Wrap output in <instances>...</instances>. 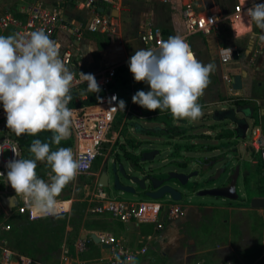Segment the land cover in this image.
<instances>
[{"label": "rangeland", "instance_id": "rangeland-1", "mask_svg": "<svg viewBox=\"0 0 264 264\" xmlns=\"http://www.w3.org/2000/svg\"><path fill=\"white\" fill-rule=\"evenodd\" d=\"M241 1L243 2L240 0V3ZM244 1L252 6L253 0ZM238 2L195 0L194 6L199 11H205L215 10L213 5L218 4L221 10L232 12ZM79 12L85 17L83 22L87 21V13L82 10ZM114 23L115 28L106 35L93 34L97 38L95 40L98 50L112 53L120 49V44L125 41L121 35L120 22ZM249 31L251 22L245 17H240L234 20L232 26L230 21L225 22L219 34L208 37L212 38L213 43L208 45L204 38V44L208 50L212 46L237 50L247 65L260 66L264 70V54L258 51V47L263 43L258 38L261 29L253 22L252 31L247 33ZM251 39H254L255 49L246 54ZM196 40H189L192 49L195 43L200 47L199 40ZM198 55L204 64H215L210 83L198 100L203 111L198 120L177 121L169 111L143 116V108L131 99L136 93L134 78L133 93L131 86L130 90H127L122 83L120 96L126 107L124 111L118 110L116 113L106 133L109 141L99 150L90 174L77 175L64 188L61 195L64 198L57 200L59 212L55 217L38 216L34 210L32 218L16 211L9 215L0 206V241H4L0 242V246L31 255L43 264H57L62 255H65V250H68L70 255L74 253V246L81 234L111 231L116 236L122 235L121 230H124V227L121 224L91 211L95 206V174L103 164L104 169H107L110 163L114 162L117 169L118 165H123L128 174L137 177L150 172V176L154 178L169 181L166 184L182 194V199L176 201L181 208L180 214L167 217L166 209L159 223L142 225L139 228L131 226L129 234L123 235V239L131 245L146 248L144 257L151 259L147 262L142 258L143 261L140 262L264 264V209L250 206L251 198L255 197H252L250 192H255L259 185L264 186V156L260 157L244 149L242 136H238L232 126V123H236L233 119L243 120L250 127L253 121L258 119L264 129V116L260 115V109L264 107V73L259 72V78L250 80L244 93H238L239 91L231 90L225 81L227 75L233 76L232 73L236 70L234 65L224 64L225 62L219 60L211 61L209 56L203 54V50ZM237 73H240V70ZM251 73L255 74L254 71ZM258 80L263 83L258 84ZM212 102L218 105H210ZM243 106H252L255 112L251 115L248 112H236L238 107ZM169 129H178L180 134L167 133L165 130ZM144 153H152L151 158L146 159ZM127 154L138 157L136 164L127 158ZM22 156L20 153V158H23ZM7 157V150H4L3 158ZM236 167H239L236 200L197 195L202 189L227 186L230 170ZM49 171L45 162H37L38 177L48 179ZM108 172L109 186L104 189L110 195L124 200L146 199L139 197L142 192L139 189L135 195L114 190L110 168ZM170 172L192 176L182 185L177 179H169ZM121 182L127 181L121 179ZM164 199H167V196ZM137 232L140 234L136 235Z\"/></svg>", "mask_w": 264, "mask_h": 264}, {"label": "clouds", "instance_id": "clouds-1", "mask_svg": "<svg viewBox=\"0 0 264 264\" xmlns=\"http://www.w3.org/2000/svg\"><path fill=\"white\" fill-rule=\"evenodd\" d=\"M249 22L261 29L264 42V3H256L244 11ZM255 35V34H254ZM231 53V49H225ZM134 81L144 82L150 90H138L132 102L149 111H169L174 120L194 122L202 115L199 98L210 83L215 64L199 61L190 45L180 36H170L158 42L156 48H137L127 61ZM75 73L61 58L57 41L41 28L26 34L0 35V103L6 114V127L16 136H36L50 131V142L34 139L29 147L31 156L14 157L5 162L7 184L22 197L25 205L38 216H57V197L81 171L80 159L71 148L50 150L71 134L73 110L68 107L73 96ZM80 81L87 82V91L97 93L100 87L91 73L80 72ZM115 99V97H113ZM125 101L118 107L124 111ZM37 162L50 169L48 179L38 177ZM114 252L117 264H137L133 256L121 260Z\"/></svg>", "mask_w": 264, "mask_h": 264}, {"label": "built area", "instance_id": "built-area-1", "mask_svg": "<svg viewBox=\"0 0 264 264\" xmlns=\"http://www.w3.org/2000/svg\"><path fill=\"white\" fill-rule=\"evenodd\" d=\"M164 2L169 0H162ZM111 0H84L83 7L91 10L94 15L88 24L83 28L82 25H74L71 29L76 38L81 36L84 29L90 32L107 33L115 28L114 18L107 14L97 12L99 3H111ZM264 3V0H263ZM251 7V5H242L237 3L233 12L226 13H204L194 8L191 1L183 4L182 21L184 32L180 36L190 45L189 37L194 34H202L204 36L211 34H218L221 25L224 21L233 20L236 17L244 14V11ZM62 10L56 7H47L41 2L25 0L19 8V16L5 12L0 16L1 28H12L14 33L26 34L30 31L43 28L50 38L56 40L57 30L63 27ZM140 41L149 48H156L158 42L167 40L169 37L164 34L160 27L153 26L147 23L141 29L138 35ZM58 42V41H57ZM59 44V43H58ZM60 46V45H59ZM191 48V46H190ZM192 50V48H191ZM193 51V50H192ZM221 51V59L223 62L231 60L232 54L226 52L225 49ZM258 51L264 54V42L258 47ZM194 52V51H193ZM61 58L65 64L74 71L75 79L73 81L74 89L78 91L87 90V82L80 81V72L90 73L81 69L74 63L72 54L69 50H62L60 46ZM100 87V91L93 93L95 95V104L90 106H81L73 108V126L69 138L73 141L72 149L74 155L80 159L81 171L78 175L90 174L94 165L95 159L102 145L109 141L106 137L108 128L110 127L118 108L113 110V107H118L121 100L120 89L121 84L120 72L115 67H109L97 73H91ZM232 77L226 76L225 81L231 87ZM121 86V87H120ZM88 93H82L80 99L86 100ZM115 97V99H113ZM247 138L242 141V147L250 149L251 152L258 154L260 157L264 156V129L261 126L260 120L253 123L248 129ZM7 147L9 150V159L14 157L12 149H15L20 154V150L16 142H8L7 140L0 141V172L6 173L5 162L3 159V148ZM8 159V160H9ZM0 179H5L0 176ZM105 187L96 186L93 193L95 206L91 211L95 214H107L112 219L127 223L135 222L137 224L159 223V216L167 209L168 216L173 217L180 214L181 208L176 204V201L156 200L151 198L140 199L138 201L124 200L116 196L110 195L104 189ZM16 212L28 214L32 218V209H29L22 197H17ZM97 237L100 239V245L108 246L104 255L95 257H82L88 251L90 236L80 238L74 246V253L68 254L65 250L61 260L57 264H117L114 256L121 254V260L127 259L128 256L137 257L146 252V248H131L127 246L124 241L116 238L111 233L97 232ZM16 258V259H15ZM0 264H32V259L27 256L18 255L12 249L0 246Z\"/></svg>", "mask_w": 264, "mask_h": 264}, {"label": "crops", "instance_id": "crops-1", "mask_svg": "<svg viewBox=\"0 0 264 264\" xmlns=\"http://www.w3.org/2000/svg\"><path fill=\"white\" fill-rule=\"evenodd\" d=\"M24 1L25 0H0V16H2V14H4L5 12H11L19 16V8ZM29 1L41 2L43 5L47 7H50V8L56 7L62 10V23L64 24V26L57 30L56 40L58 41L62 50H69L71 52L72 58L75 64H77L81 69L87 72H90V73H97L109 67H115L120 72V80L118 83L121 84V86L123 83L126 86L127 90H130V86H131V90H132L131 93H133V88H132L133 77H132V73L129 71L127 61L129 60V57L134 54L137 48L148 49V47L140 41L138 37L139 32L141 31L142 28L146 26L147 23H150L153 26L160 27L163 30L164 34H166L168 37L182 34L184 32V26H183L182 15H181L183 4L188 1H191L194 6L195 0H169L166 2L162 0H117V2L116 0H111L112 1L111 3H99V5L97 6V12L112 16L114 18V22L118 21L121 24V29H122L121 35L125 41H122V43L120 44V49L112 53L106 50L105 51L98 50L97 42L95 40L97 38L93 36V34L106 35L107 33L90 32L84 29L79 38L75 37L74 32L72 31L71 28L74 25H82V27L84 28L94 15V13L91 10L83 7L82 4L84 0L82 1H79V0H29ZM238 1H239L238 3H240V0ZM244 2L245 1L243 0L241 4H243ZM256 3H263V0H258V2ZM100 5L103 6V10L101 12L98 11V8ZM213 7L215 8V10L207 9L201 12H204V13H218V12L223 13L224 12L226 14L231 13V12L221 10L218 4H214ZM80 10L87 13L88 15L86 19L87 21L83 22L85 17L82 13L79 12ZM240 17H245V16L236 17L234 20H237ZM234 20L224 21L223 24L225 22L230 21V25L232 26ZM246 20L248 19L246 18ZM134 24L136 25L133 27ZM222 25H221L220 31L222 29ZM252 28H253V22H251V31H252ZM251 31L247 33H250ZM13 33H14V30L12 28H1L0 27V35L7 36ZM214 35L216 34H211L207 36H204L202 34H194L189 37V40L191 38H194L195 40L196 39L199 40L200 47H198V43H195L193 44V49H192L195 53L196 58L199 61L201 57L198 54L201 50H203V54L209 56L208 58H210L211 61L219 60L220 62L223 63L221 59L222 54L220 51L222 49L212 46L208 50L207 46L204 44V38H206V41L209 45L212 42L211 40L212 38H208V37L214 36ZM251 40H252V48L250 51L253 52L255 49V44H254V39H251ZM243 58L244 57H242L241 54L239 53L238 60L232 59L224 63V64L229 63V64L234 65L236 70L234 69V72L232 73V75L237 74L238 70H240L241 72V70L246 68L244 70L247 71V76L242 78L243 87L241 90H239L238 93H242V91L244 93L246 88H248L247 86L249 85V81L252 79L259 78L258 76L259 72L262 71V73H264L263 68H261L260 66H255V65H250V64L247 65L245 61L243 60ZM251 71H254L255 74L251 73ZM258 81H259L258 84L263 83L260 80ZM230 88L231 90H233L232 87ZM76 92H78L79 98L81 97L82 93H86V94L88 93L86 89L85 91H81V89H79ZM213 104L218 105L214 102H212L210 105H213ZM257 121L258 119H255L253 123H256ZM239 122L243 124L244 121L239 120ZM13 134L14 133L11 130L7 129L6 127V114L3 110L2 103H0V141L7 140L8 142L15 143L13 139ZM67 139L71 140L69 137ZM241 141H243V139ZM71 142L73 144L72 140ZM4 150H7L8 157L7 159H4V158L3 159L4 161H7L9 159V150L7 147H4L2 150L3 155H4ZM50 150L54 151L57 149H50ZM128 161L130 162V160ZM113 163L114 162L110 163L107 169H104V164H103L102 165L103 167L102 168L100 167V169L96 172L95 178H94L95 187L97 186V179L99 175L102 172L111 168V165ZM130 165H131V162H130ZM124 184H127V182ZM0 194H4L5 196L16 195L15 191L11 188V186L7 184L6 178L0 179ZM61 195L62 193L60 194L59 197H57V200L64 198ZM139 197H144V196L141 195ZM138 200L140 199H134L132 201H138ZM0 206H1V209L5 211L6 214H9V215L13 213L14 211H16V207H17L16 206L13 209H8L7 207H4L2 205L1 199H0ZM98 215L100 217H103V216L109 217L112 221L118 224H121L124 227V230H121L122 235H118V236H116L111 231H94V233H97V232L111 233L116 238H119L122 241H124V243L127 246L131 248H135V249L140 248L139 245L133 246L130 243H128L125 239H123V235L129 234L128 230L131 226L139 228L142 225H150L149 223H141V224H137L135 222L122 223V222H118L112 219L107 214H98ZM162 215L164 214H161L159 216V220H161ZM90 234L91 233H88V234L86 233L85 237L89 236ZM139 234L140 232H137L136 235H139ZM83 235L84 234H81L79 239L82 238ZM91 241L92 242L89 243L88 251L84 253L82 257L87 258V257H95L99 255H104L105 250H103L102 245H100L99 243H95L93 240ZM0 242H4V241L1 240ZM12 250L18 255L30 257L32 259V264H43L41 260H37L36 258H33L31 255L22 254V252H17L14 249ZM144 256L145 254L139 255L136 257V260L138 261L137 264H144L140 262V261H143L142 258H144V260H146L147 262L150 261L151 259L150 257L148 256L144 257Z\"/></svg>", "mask_w": 264, "mask_h": 264}, {"label": "water", "instance_id": "water-1", "mask_svg": "<svg viewBox=\"0 0 264 264\" xmlns=\"http://www.w3.org/2000/svg\"><path fill=\"white\" fill-rule=\"evenodd\" d=\"M102 10H103V6L100 5L98 11L101 12ZM251 48H252V40L250 41L245 53L246 54L249 53ZM231 54L233 60H238L239 52L237 50H232ZM246 76H247V71L244 69L241 70L240 73L234 74L232 76L231 87L234 91H239L242 89L243 87L242 78ZM253 111L254 108L252 106H243V107H238L236 109V112L238 113L244 114L245 112H248L249 115H251ZM260 114L264 116V107L260 109ZM235 122L237 123L238 121ZM241 125L246 126V123L243 122V124ZM143 155L144 157H146V159H149L151 158L152 153L150 154L144 153ZM110 169L112 171V176H113L112 186L114 190H119L122 192H127L135 195L137 189H139L142 191L141 192L142 196L151 199L162 200V201L168 199L174 201H180L182 199V194L178 190L167 184H164L165 180L154 178L148 175L137 177L135 175L128 174V172L124 169L123 165H118V169H117V165L115 163L111 165ZM108 173H109L108 170H106L99 175L97 179V186L100 187L109 186ZM238 174H239V167H236L231 177L230 183L227 186L202 189L197 192V195L198 196L209 195V196L226 198L229 200H236L238 198V194L236 191ZM191 176L192 174L186 175L176 172L169 173V179L172 178L177 179L182 185H185ZM146 178L150 184L149 189L147 188ZM121 179L127 181V184L121 182ZM165 196H167V199H164ZM0 199L2 205L4 207H7L8 209H13L17 206V197H15V195L5 196L4 194H0ZM250 206L255 209H264V196H256L251 198ZM89 236L95 243H100V239L97 237L96 233H91ZM83 238H85V235L82 236V239ZM103 247L106 248L108 246L104 245Z\"/></svg>", "mask_w": 264, "mask_h": 264}, {"label": "trees", "instance_id": "trees-1", "mask_svg": "<svg viewBox=\"0 0 264 264\" xmlns=\"http://www.w3.org/2000/svg\"><path fill=\"white\" fill-rule=\"evenodd\" d=\"M135 91L137 92L139 89L140 90H144V91H148L150 90V87L149 85H147L146 83L144 82H136L135 81ZM71 93H72V96H73V99L72 101L69 103L68 107L70 109H73V108H78V107H81L83 105L85 106H90V105H94L96 100H95V95L91 92H88V97L86 100H82L79 98V94L78 92H76L74 89H71ZM143 111L142 114L143 116H146L147 114H153V113H156V112H162L160 110H156V111H149L145 108H143ZM255 112V109L253 111V113ZM158 131V130H157ZM167 133H172L173 135H177V134H180L179 130L178 129H169V130H165ZM53 134L50 132V131H41L40 133H38L36 136H30V135H21V136H16L15 134H13V139L14 141L16 142L19 150H20V153L21 155H23L22 157L23 158H29L31 156L30 152H29V147L32 143V141L34 139H40L42 142H50V138ZM70 146H72V142L71 140L67 139V140H62L61 143L59 145H55V144H50V149H57L59 147H65V148H69ZM127 158H129L132 163L136 164L137 160H138V157L137 156H133L131 154H127ZM263 162V161H262ZM264 176V172H263V175ZM247 178V177H246ZM263 179V178H262ZM261 179V180H262ZM46 180V179H45ZM247 183V182H246ZM251 196H264V186H260L257 188V190L255 192H250ZM92 242V241H91Z\"/></svg>", "mask_w": 264, "mask_h": 264}, {"label": "flooded vegetation", "instance_id": "flooded-vegetation-1", "mask_svg": "<svg viewBox=\"0 0 264 264\" xmlns=\"http://www.w3.org/2000/svg\"><path fill=\"white\" fill-rule=\"evenodd\" d=\"M234 121H238L239 122V120L237 119H233ZM238 122L237 123H232V126H234L235 127V130H236V133L238 134V136H242V138L244 139L245 137H246V135H247V132H248V129L250 128V126H248L247 124H246V126H244V125H241V122H239V125H238ZM236 125V126H235ZM238 125V126H237ZM244 149H248V148H244ZM248 151L249 152H251L250 151V149H248ZM149 171V170H148ZM234 171H235V169H231L230 170V173H229V183H230V180H231V177H232V175H233V173H234ZM145 175H148V176H150V172H147ZM162 180H164V179H162ZM189 180V179H188ZM167 182H169V181H164V184H166ZM146 183H147V188L149 189L150 188V184H149V182H148V180H147V178H146Z\"/></svg>", "mask_w": 264, "mask_h": 264}, {"label": "bare ground", "instance_id": "bare-ground-1", "mask_svg": "<svg viewBox=\"0 0 264 264\" xmlns=\"http://www.w3.org/2000/svg\"><path fill=\"white\" fill-rule=\"evenodd\" d=\"M240 16H245L244 14L240 15ZM239 17V16H238ZM246 17V16H245ZM247 18V17H246ZM248 19V18H247ZM234 20V19H233Z\"/></svg>", "mask_w": 264, "mask_h": 264}]
</instances>
